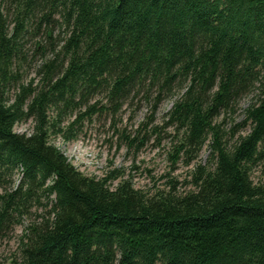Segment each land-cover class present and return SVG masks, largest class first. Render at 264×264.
<instances>
[{
  "label": "trees",
  "instance_id": "1",
  "mask_svg": "<svg viewBox=\"0 0 264 264\" xmlns=\"http://www.w3.org/2000/svg\"><path fill=\"white\" fill-rule=\"evenodd\" d=\"M40 37L41 85H22ZM99 95L116 111L139 95L152 112L173 101L186 151L208 149L192 189L111 188L118 176H85L50 144L72 140L59 122L98 111ZM248 95L235 127L249 131L230 140L216 120ZM23 121L28 135L14 131ZM256 168L264 176V0H0V239L29 220L14 264H264Z\"/></svg>",
  "mask_w": 264,
  "mask_h": 264
},
{
  "label": "rangeland",
  "instance_id": "2",
  "mask_svg": "<svg viewBox=\"0 0 264 264\" xmlns=\"http://www.w3.org/2000/svg\"><path fill=\"white\" fill-rule=\"evenodd\" d=\"M61 33L56 30L53 36L60 34L62 37ZM44 39L40 37L27 41L26 59L21 63L22 85L27 86L31 81L32 87L41 85L38 69L44 59L34 52V43L37 40L44 47ZM253 99L254 95L242 97L232 113L217 118L216 123L220 124L230 140L232 133L233 140H236L249 131V127L236 131L235 125L243 121V111ZM172 103L171 99H165L152 112V103L145 102L139 95L132 101H126L116 111L104 95H99L88 105H95L98 111L91 110L87 116H83L87 108L79 105L59 122L63 131L68 128L67 133L73 137L72 140L50 134L49 142L85 176H118L116 181H112L111 188L126 180L135 189L147 194L169 191L172 187L177 193L187 192L192 189L190 182L195 167L207 162L208 149L204 146L196 154L186 151L183 131L168 119ZM32 129L33 123L30 121H23L14 127L16 133L25 135L31 133ZM251 180L255 185L264 186V176L257 168L252 170ZM45 212L39 209L31 219L35 214ZM28 221L14 227L6 238L0 239V264H14L17 260L18 240Z\"/></svg>",
  "mask_w": 264,
  "mask_h": 264
}]
</instances>
